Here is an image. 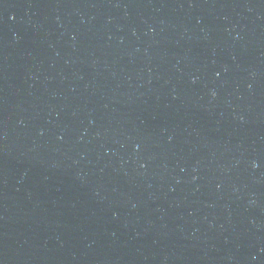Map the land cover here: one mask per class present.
<instances>
[{"label":"water","instance_id":"95a60500","mask_svg":"<svg viewBox=\"0 0 264 264\" xmlns=\"http://www.w3.org/2000/svg\"><path fill=\"white\" fill-rule=\"evenodd\" d=\"M0 264H264V0H0Z\"/></svg>","mask_w":264,"mask_h":264}]
</instances>
